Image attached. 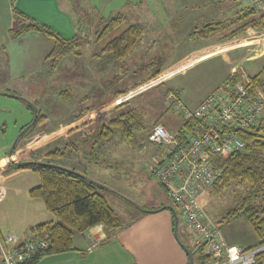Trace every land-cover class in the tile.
<instances>
[{"label": "rangeland", "instance_id": "374dc122", "mask_svg": "<svg viewBox=\"0 0 264 264\" xmlns=\"http://www.w3.org/2000/svg\"><path fill=\"white\" fill-rule=\"evenodd\" d=\"M105 2L108 3L96 4L99 12L96 19L107 18L105 15L116 8L115 13L126 17L122 28L140 24L145 32L138 49L124 60L113 61L103 53L111 38L98 39L96 24L89 28L88 38H79L80 55L60 59L54 71L50 62L32 60L29 49L32 47L27 40L30 35L13 38L11 53L8 49L0 53V62L8 73L3 78L5 83L0 81V228L5 230L4 234L7 230L16 233L26 225L41 223L38 207L32 220H28L32 214L27 210L31 204L43 206L40 200L28 197L29 190L38 186V174L30 169L10 167L7 160L15 141L11 156L14 162H38L87 176L139 207L153 209L148 210L151 212L164 206L173 207L150 173L166 148L153 145L147 137L155 124L172 134L179 129V119L167 111L170 108L167 90H175L185 105L190 104L202 97L203 100L226 82L227 75L237 72L242 78H248L264 65V30L226 45L190 38L193 28H200L206 21L231 19L234 2L223 7L217 1L216 7L212 0H142L141 6H132L137 0ZM240 5L245 7V0ZM178 16L184 17L183 25L178 23L181 21ZM167 19H171L172 26L162 28L159 21ZM46 49L42 45L40 56ZM8 61L11 65H25L26 69L20 72L11 67L9 70ZM156 70L160 74L153 77ZM126 103L137 108L143 117V127L135 132L134 142L126 140L118 129L108 139L96 140L92 134H97L114 110ZM29 105L47 121L22 134L34 119ZM55 150L62 151V156H45ZM7 167L10 169L5 172ZM254 190L249 183L237 180L217 195L206 191L199 197L206 215L219 226L221 236L245 247L259 245V238L250 225L243 219L230 224L221 222L226 210L239 206ZM103 195L125 222L124 214L130 208L109 192L104 191ZM255 202L264 206V189ZM159 204L164 205L158 207ZM184 231L186 228L179 218L178 236L184 235L189 244ZM7 235L10 234L0 238ZM196 248L202 253L201 248ZM263 263L264 253L257 264Z\"/></svg>", "mask_w": 264, "mask_h": 264}, {"label": "trees", "instance_id": "16d2710c", "mask_svg": "<svg viewBox=\"0 0 264 264\" xmlns=\"http://www.w3.org/2000/svg\"><path fill=\"white\" fill-rule=\"evenodd\" d=\"M10 1L14 2L15 0ZM212 2L209 4H212ZM230 2H234L231 8L235 10L231 19L214 22L206 21L200 28H193L190 38L200 42L215 41L218 44H224L241 40L254 32L264 30V11L252 8L248 0H245V7L240 5L241 0H217V5L223 7L225 4H230ZM12 12L17 26L14 32L15 35L39 32L51 42V48L43 58V62H50V66L53 68L52 71L56 69L60 59L71 55H80L77 49L80 45L79 38L64 39L51 28L37 24L16 8H13ZM96 13L98 15V12L95 11L92 19L95 20L94 24L99 29L98 39L111 38L103 47V53L107 54V57L113 61L124 60L132 55L141 44L144 33L142 25L132 24L122 28L126 22V17L123 14H112L108 18L100 17L99 20L96 19ZM159 74L160 71L156 70L153 77ZM263 81L264 65L261 71L248 78H242V75L236 72L226 79V82L233 86L239 83L244 84L254 97L264 95ZM167 92L178 96L175 90L169 89ZM28 107L34 108L31 105ZM167 111H171V108H168ZM80 116H82L81 113ZM161 119L159 118V120ZM263 120L259 125L250 127L239 134V137L246 144L244 151L231 155H215L211 158L212 165L220 168L221 173L208 189L209 193L217 195L237 180L242 183H249L255 189L241 200L242 203L239 206L226 210L221 222L230 224L239 219L245 220L259 238V245L253 248L264 245V218L258 217V215L264 216V206L261 207L255 202L258 193L264 189ZM46 121L47 118L36 110L35 122L32 121L27 126V131L34 126L43 125ZM157 125L159 124L151 127L147 137ZM142 127V115L137 108L126 103L117 107L106 122L101 125L97 134L93 133L92 135L96 137V140H106L113 134L115 129H118L126 140L134 142L135 132L142 129ZM191 128V123H181L176 133L178 132V137L182 139ZM45 156H62V151L55 150V152L47 153ZM12 167L19 170L30 169L38 174L39 185L29 190L28 197L32 200H40L44 209L55 219L54 222H44L30 229V233L33 235L31 238H41L48 244V247L45 250L38 251L33 258L22 264H37L45 256L75 250L74 235L85 232L95 225L102 224L107 237L115 235L121 228L120 220L104 198L103 192L105 190L88 179L74 174L72 171H66L47 164H18L12 165ZM217 227L219 228L218 225ZM262 255L263 253L257 257V262L261 261ZM206 260L207 257L201 255L202 264H205Z\"/></svg>", "mask_w": 264, "mask_h": 264}, {"label": "built area", "instance_id": "2783aa9c", "mask_svg": "<svg viewBox=\"0 0 264 264\" xmlns=\"http://www.w3.org/2000/svg\"><path fill=\"white\" fill-rule=\"evenodd\" d=\"M248 1L252 8L264 11V0ZM168 99L173 115L192 128L182 139L162 125L153 128L149 142L165 147L166 153L150 169L152 177L164 188L195 246L207 257L205 264H256L264 245L249 249L226 245L199 197L221 173L211 158L244 151L246 144L239 134L263 120L264 95L254 97L244 84L224 82L195 107L186 106L174 93ZM47 247L37 237L16 245L15 238L7 235L0 238V264H22Z\"/></svg>", "mask_w": 264, "mask_h": 264}, {"label": "crops", "instance_id": "0c3cea01", "mask_svg": "<svg viewBox=\"0 0 264 264\" xmlns=\"http://www.w3.org/2000/svg\"><path fill=\"white\" fill-rule=\"evenodd\" d=\"M105 1L107 0H96L95 2L94 0H15L14 2H11L10 0H0V53L5 52L7 49L10 50L11 53V46L14 42L12 39L15 38L16 40L24 35L14 34L17 26L12 12L13 8H16L37 24L51 28L64 39L70 40L74 37L84 39L90 36V31L88 32V30L95 23L94 19L90 21L89 19L92 18L95 11L98 12V6H96V4H103V2L108 3ZM137 1L138 2L134 3L132 6H141L142 0ZM216 1L217 0H214L213 3H215V6L217 7ZM125 4L127 5V3ZM115 11L116 8L111 10L110 15L116 14ZM110 15L106 14L105 17L108 18ZM182 19L178 16V20H181L178 23L181 25L184 23V17H182ZM223 21H226V19ZM159 22L160 26L164 28L171 25L172 21L171 19H167L163 22L160 20ZM208 22L214 21L209 20ZM124 28H126V26ZM144 33L142 36L143 40L145 37ZM163 33L167 32L164 31ZM26 34L30 35L27 40L30 47H32L29 48L32 51V60H36V58H38L42 61L51 48V42L39 32ZM42 45H46L48 49L42 52V56H40ZM224 45H226V43ZM14 66L17 68L14 69ZM5 67L6 66L2 65L0 62L1 83H5L3 78L6 74H8L4 71L6 69ZM11 67H13V70H18L20 72L26 69L25 65L20 66L18 64L17 66V63L11 65L8 61V69L10 70ZM232 74L233 73L229 76ZM229 76L227 75L225 78H228ZM202 98L186 105L195 107L200 104ZM262 123L264 124V120ZM179 125H181L180 121L178 122V126ZM165 153L166 151L161 155L158 162L163 159ZM9 169L10 168L7 167L4 171L6 172ZM162 189L167 197L163 187ZM113 196H115L114 198H119L116 195ZM104 198L106 199V197ZM119 199L122 200L121 202H124V204H126L131 211H126L124 217L127 220L122 222L112 208L121 222V228L115 233V235L107 237L102 224L95 225L85 232L74 235L73 241L75 250L62 254L45 256L41 258L37 264H190L189 259L179 242L189 248V251L192 252L193 264H202V253L196 248L187 229V236L190 240L189 244L186 243V239L183 238L184 235L182 238L178 236V228L177 238L175 237L173 215L169 210H158L152 213H143L141 210L132 206V204L121 198ZM163 205L164 204H159L158 207ZM36 207H38V210L40 211L39 219L41 220L39 221L41 223L55 221L54 217L46 211L43 206L41 207L39 203H36L34 207L32 204L30 206L28 205L27 210H29L32 214L28 217V220H32L35 217L34 213L36 212ZM141 207L146 210H153L145 208L144 206ZM38 224L35 222L34 224L26 225L22 229L17 230L16 233H11L7 230V233L5 234L13 235L17 245L30 239L31 236H33L30 233V229ZM182 225L185 227L184 224ZM4 231L5 230L0 228V235H5ZM222 239L228 246L233 245L244 249L254 247H245L236 244L233 239H230L227 236L224 237L222 235Z\"/></svg>", "mask_w": 264, "mask_h": 264}, {"label": "water", "instance_id": "95a60500", "mask_svg": "<svg viewBox=\"0 0 264 264\" xmlns=\"http://www.w3.org/2000/svg\"><path fill=\"white\" fill-rule=\"evenodd\" d=\"M33 114H34V119H33V123L35 122V119H36V110L33 108ZM27 129H28V127H26L21 133L23 134L24 132H26L27 131ZM21 134V135H22ZM20 135V136H21ZM19 139V138H18ZM16 142L17 141H15L14 142V144H13V146H12V148L10 149V151H9V154H8V156H7V160L10 162V164L11 165H18V164H40V163H38V162H14V161H12V153H13V150H14V148H15V144H16ZM46 165V164H45ZM65 170V169H64ZM66 171H68V170H66ZM71 172V171H70ZM74 174H76V173H74ZM78 175V174H77ZM79 176H81V175H79ZM81 177H83V178H86V179H88L90 182H92L93 184H95V185H97L98 187H100L101 189H103V190H105V191H107V192H109V193H111V194H113V195H116V196H118L119 198H123L124 200H126L127 202H129L130 204H132V206L134 205V207L135 208H137V209H139V210H141L142 212H144V213H152L151 211H148V210H144V209H142L141 207H139L138 205H136L132 200H129V199H127L126 197H124V196H122V195H120L119 193H117L115 190H113V189H110L109 187H107V186H105L104 184H101V183H98V182H96V181H94V180H91L89 177L87 178V177H85V176H81ZM159 210H169L171 213H172V215H173V221H174V233H175V237L177 238V228H178V217H177V215H176V212H175V210H174V208L173 207H170V206H164V207H161ZM179 241V240H178ZM179 244H180V246L182 247V249L185 251V253H186V255H187V257H188V259H189V263L190 264H193V259H192V255H191V252L189 251V249L185 246V245H183L181 242H179Z\"/></svg>", "mask_w": 264, "mask_h": 264}]
</instances>
